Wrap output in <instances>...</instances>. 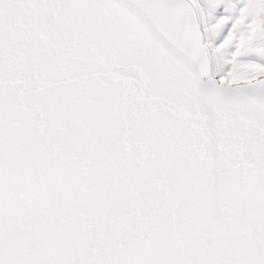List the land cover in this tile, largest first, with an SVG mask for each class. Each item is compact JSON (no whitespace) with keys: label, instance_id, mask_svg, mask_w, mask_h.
<instances>
[{"label":"snow or ice","instance_id":"obj_1","mask_svg":"<svg viewBox=\"0 0 264 264\" xmlns=\"http://www.w3.org/2000/svg\"><path fill=\"white\" fill-rule=\"evenodd\" d=\"M0 264H264V0H0Z\"/></svg>","mask_w":264,"mask_h":264}]
</instances>
